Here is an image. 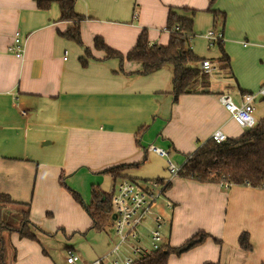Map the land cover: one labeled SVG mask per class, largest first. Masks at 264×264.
Returning a JSON list of instances; mask_svg holds the SVG:
<instances>
[{
  "label": "crops",
  "instance_id": "1",
  "mask_svg": "<svg viewBox=\"0 0 264 264\" xmlns=\"http://www.w3.org/2000/svg\"><path fill=\"white\" fill-rule=\"evenodd\" d=\"M36 1L0 0V194L16 204H28L29 220L47 236L54 234L52 227L64 226L68 235L91 226L88 215L60 186V176L79 190L75 180L79 175L90 180L85 175L138 164L106 174L111 189L99 188L110 194L121 180L147 182L136 180L132 172L148 167L151 157L168 161L172 156L179 165L175 166L181 167L215 130L226 138L243 133L219 96L226 94L240 104L241 95L255 93L264 83V0H76L74 12L83 17L79 32L84 47L59 35L71 23L59 20L56 0H49L47 10L38 9ZM168 8L195 11L191 49L212 67L208 93L181 95L175 103L171 66L141 76L140 63L124 61L120 71L118 60L103 61L104 53L93 48V39L100 37L126 54L142 29L150 45H166ZM210 11L224 14L217 28ZM212 30L222 32L230 72L209 61L220 56L206 39ZM16 33L24 44L20 58L7 50ZM85 47L92 59L82 67L79 58ZM252 117L255 123L264 118V98L254 99ZM145 125L147 131L137 137ZM149 145L167 157L147 152ZM86 192L82 190V198L88 203L90 191ZM165 196L173 205L162 229L165 246L177 248L199 231L220 241L208 238L180 255L171 254L167 264H264V189L198 183L176 175ZM24 210L8 205L0 211V222L16 227ZM242 232L248 233L250 251L238 246ZM3 236L8 264L33 258L51 264L42 256L40 242L14 233Z\"/></svg>",
  "mask_w": 264,
  "mask_h": 264
},
{
  "label": "trees",
  "instance_id": "2",
  "mask_svg": "<svg viewBox=\"0 0 264 264\" xmlns=\"http://www.w3.org/2000/svg\"><path fill=\"white\" fill-rule=\"evenodd\" d=\"M75 1L56 0L59 8V20L71 23V26L66 31L59 32V35L67 41L84 47L79 32V23L83 20V17L74 12ZM51 3L52 1L49 0H38L36 1V6L40 10H47ZM210 12L213 18V26L217 28L223 23L224 14L217 11ZM185 14L189 15L186 16ZM194 14V10L187 8H168L164 28L168 33V42L164 46L150 45L147 31L142 29L134 46L126 54H121L108 47L100 37L93 39V48L104 53L103 61L118 60L120 71L124 61L140 63L142 69L137 75L141 76L149 75L167 65L171 66V96L173 103L181 95L206 94L208 93L209 77L197 66L198 63L204 62V59L196 56L191 49V42L195 37L192 28ZM135 17L136 15L134 14ZM217 32L221 35V39L216 42L215 46L220 56L216 60L209 61L218 63L222 69L224 68L230 72L229 59L222 45V32ZM87 59H92V57L90 49L85 47L84 56L79 58L82 67L86 66ZM147 129L148 125L142 126L137 130L136 136H142ZM137 145L140 146L138 141ZM137 165H120L108 168L102 173L111 175L124 168L136 167ZM177 176L198 183H214L225 186L238 185L264 189V118L255 123L252 128L245 129L236 138H226L222 143H215L210 138L202 142L193 153L186 156V161L180 167ZM59 184L88 215L91 220V230L101 232L107 226L112 227V193L106 194L98 186H91L89 202L85 203L79 193L66 185L63 176H60ZM8 205H20L25 210L22 212L21 221L16 227L0 222V264H8L6 243L3 236L5 233H14L20 239H28L37 243H39L38 233L47 236L29 220L28 204H16L8 195L0 194V211ZM208 238L212 237L203 231H199L181 246L177 248L163 246L152 254L135 260L133 264H167L169 255H180L203 244ZM212 240L216 244H220V241L214 238ZM237 243L241 250H251L248 233L242 232L238 237ZM42 253L47 255L43 249ZM205 264L216 263L208 262Z\"/></svg>",
  "mask_w": 264,
  "mask_h": 264
},
{
  "label": "built area",
  "instance_id": "3",
  "mask_svg": "<svg viewBox=\"0 0 264 264\" xmlns=\"http://www.w3.org/2000/svg\"><path fill=\"white\" fill-rule=\"evenodd\" d=\"M206 39L212 47L221 39V35L212 30L206 34ZM7 50L15 57H22L24 44L17 33L14 34L12 44ZM199 67L205 74L212 71V67L207 62H201ZM256 97L264 98V83L255 93L241 95L240 104H235L226 94L220 95L219 101L231 120L245 130L255 125L252 112ZM210 139L215 143H222L226 137L220 130H215ZM147 152L167 157L165 151L154 145H149ZM167 165L170 180L177 175L180 167L175 166L170 160L167 161ZM169 180H152L142 185L130 180H121L116 184L112 193V229L116 241L108 254L117 258L109 260L105 257L97 259L92 264H133L135 260L144 258L165 246L162 229L169 211L173 208L172 203L165 196ZM120 253L127 254V257L119 259L117 254ZM77 262L78 257L71 250H67L66 263Z\"/></svg>",
  "mask_w": 264,
  "mask_h": 264
},
{
  "label": "rangeland",
  "instance_id": "4",
  "mask_svg": "<svg viewBox=\"0 0 264 264\" xmlns=\"http://www.w3.org/2000/svg\"><path fill=\"white\" fill-rule=\"evenodd\" d=\"M216 70L219 74L218 78H221L219 66H216ZM222 79L223 78L220 79V83H222ZM220 83H218L217 86H219ZM140 147L142 146L140 145ZM169 159L172 161L174 165H178L176 161L172 158V156H169ZM142 161L143 159L140 162ZM167 166L168 165L166 158L155 159L151 157V163L149 164L148 167H146L145 165L138 167L137 170L135 169V171L132 172V175L135 177L136 180H141V181L167 179V177L169 176L167 171ZM80 176L81 175H79L75 179L77 180L76 186L79 188V190H75L71 188L67 182L66 185L70 189L79 193L81 196H83L82 190H86L87 191L86 193L89 195L91 184H94L95 186L99 185L98 187L106 191H110L111 189V185L109 184V179L108 177H106V174L104 173L98 175H85L88 176V178L90 177V180H87L86 177L85 179L81 178ZM95 178H97V180L95 183H93L95 181ZM99 179L101 182L99 181ZM63 222L66 223L65 220ZM52 229L54 232V234L52 235H48L45 237L44 235H40L39 233L37 234L38 241L40 242L42 249L45 250V252L48 254V255L42 254V256H46L47 260L51 264H66L65 262L66 250H69V248L65 250L66 246L72 247L73 250H75L76 253L75 255H78L79 261L76 264H92L97 259H101L105 257H107L109 260L113 258H117V257H110L108 254L113 244L116 241V236L113 232L112 227L110 226L105 227V229L101 232H96L94 230H91L89 229L88 226L83 230H80L79 232H75L74 234H68V235L66 233L67 229L64 226H60L58 228L52 227ZM117 255L121 260L127 257V254L124 253H120ZM16 259L18 260V257L15 258V261ZM21 264H39V262L36 258H33L31 260L21 261Z\"/></svg>",
  "mask_w": 264,
  "mask_h": 264
}]
</instances>
